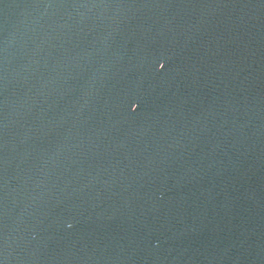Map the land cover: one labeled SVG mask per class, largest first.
Returning <instances> with one entry per match:
<instances>
[{"label": "water", "instance_id": "obj_1", "mask_svg": "<svg viewBox=\"0 0 264 264\" xmlns=\"http://www.w3.org/2000/svg\"><path fill=\"white\" fill-rule=\"evenodd\" d=\"M0 264H264V0H0Z\"/></svg>", "mask_w": 264, "mask_h": 264}]
</instances>
